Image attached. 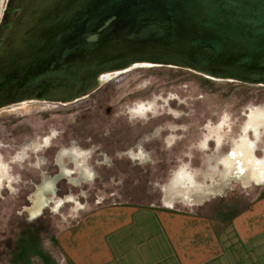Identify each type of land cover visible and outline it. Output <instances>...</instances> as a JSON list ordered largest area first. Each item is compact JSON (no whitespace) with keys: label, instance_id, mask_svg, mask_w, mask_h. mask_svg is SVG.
I'll list each match as a JSON object with an SVG mask.
<instances>
[{"label":"rangeland","instance_id":"obj_1","mask_svg":"<svg viewBox=\"0 0 264 264\" xmlns=\"http://www.w3.org/2000/svg\"><path fill=\"white\" fill-rule=\"evenodd\" d=\"M4 2L0 0V14ZM140 104L146 108L136 113ZM259 106L264 107L263 85L141 64L111 77L92 96L72 104L25 102L0 110L3 161L23 145L29 148L26 144L34 139L55 136L48 147L33 148L23 162L13 163L12 172L19 181L0 189V264H64L57 245L63 228L72 227L82 213L101 204L155 202L159 187L184 163L197 182L229 183L211 193L222 196L211 198L204 212L223 215L224 220L233 216L264 195V184L250 176L257 169L256 159H264V126L258 125L256 135L253 123L246 131L242 129ZM243 140L255 143L246 154L255 163L245 172L229 174L227 162ZM74 147L90 151L86 160L78 159L91 170L90 176L80 183L70 181L79 176L80 169H74L64 155V167L74 171L56 181V194L73 199L63 197L56 211L44 207L40 215L28 218L23 209L29 205L27 198L34 184L40 182L43 172L45 176L58 174L60 168L54 165L57 150ZM131 152H141L142 157H133ZM208 161H213L218 181L210 183ZM217 165L223 168L219 170ZM193 176L179 171L172 181L182 177L189 182ZM171 188V195L178 193ZM75 202L81 203L76 210Z\"/></svg>","mask_w":264,"mask_h":264},{"label":"water","instance_id":"obj_2","mask_svg":"<svg viewBox=\"0 0 264 264\" xmlns=\"http://www.w3.org/2000/svg\"><path fill=\"white\" fill-rule=\"evenodd\" d=\"M140 64L264 86V0H5L0 110L69 104Z\"/></svg>","mask_w":264,"mask_h":264},{"label":"crops","instance_id":"obj_3","mask_svg":"<svg viewBox=\"0 0 264 264\" xmlns=\"http://www.w3.org/2000/svg\"><path fill=\"white\" fill-rule=\"evenodd\" d=\"M207 163L210 183L218 181L213 161ZM186 165L159 187L155 202L101 204L82 213L72 227L63 228L57 245L64 264H264V195L224 220L223 215L204 212L211 198L222 195L197 202L170 194L177 172L193 176ZM56 190L40 195L42 209L51 206L56 211L64 198L73 197L58 196ZM33 196L23 209L30 219L42 211L32 215ZM75 203L76 210L81 205Z\"/></svg>","mask_w":264,"mask_h":264},{"label":"flooded vegetation","instance_id":"obj_4","mask_svg":"<svg viewBox=\"0 0 264 264\" xmlns=\"http://www.w3.org/2000/svg\"><path fill=\"white\" fill-rule=\"evenodd\" d=\"M125 71H127V70H125ZM125 71H122V72H125ZM122 72H119L118 74H120ZM118 74H115V75H118ZM115 75H113L111 77H114ZM98 89H96L93 93L89 94L88 96H86V97H84L82 99H85V98H88V97L92 96ZM82 99H79L77 101H80ZM32 102L38 103V101H32ZM22 103H25V102H22ZM22 103L14 104V105L9 106V107L17 106V105H20ZM28 103H31V102H28ZM41 103H50V102H41ZM54 104H57V103H54ZM69 104H72V103H69ZM59 105H67V104H59ZM9 107H7V108H9ZM137 108H138V110H137ZM137 108H135V112L137 111L136 113L144 111V109L146 107L140 104V105H138ZM247 111H248V109H247ZM247 111L243 114L244 115V119H245V117L247 115ZM242 122L240 123V125L242 124ZM52 137L54 138L55 136L53 135V136L46 137V138H43V139L41 138L40 140L39 139H34L33 141H30L29 143L26 144L27 146H29V148H26V146L23 145L22 149L19 150L18 153H16V152L13 153L10 156V158L7 159L8 161H3V160H1L2 158L0 157V189L2 187H4V188L5 187H11L12 184H16L19 181L18 177H16V175H14L13 172H12L13 171L12 164L13 163L16 164V162H18V161H22L23 162L24 158L28 155V151L33 149V148L36 151H40L43 148L48 147L49 143L51 145ZM31 143H33V144H31ZM217 147H218V145H217ZM0 148H1V146H0ZM228 149H229V145L227 144V148H226L225 151H227ZM88 152H90V151L81 150L80 148H77V147H74V149L73 148L67 149V150L64 149V150H61L59 152L57 150V152H56V156H57L56 160L57 161L54 159V165L59 166L60 171L58 170V174H54L53 175L55 177H53V176H45L44 175L45 172H43L42 173L43 174V176H42L43 180L41 178L39 183L34 184V187H33L34 189H33V191H31L29 193V195L32 196L34 194V196H36V194H38V195L54 194L55 190L57 188L56 187V183H57L56 179L58 180L60 177L64 178L65 175L72 173L74 171L75 167L76 166L79 167V165H80V167H79V169H80L79 176L77 178H74V179L70 178L69 180L72 181V182H76V183H80L81 182L80 181L81 178H84L86 180V178L88 176H90L89 175L90 174V170L88 168H85V164L84 163L81 165L82 162L78 161V159L80 157L81 161L82 160L83 161L86 160V158L88 156ZM57 153H58V155H57ZM132 153L133 152H131V154ZM64 155H66L71 160V162H73L74 169H68L66 167L65 168L63 167L64 164L61 162V158H63ZM135 157H142V153L141 152L135 153ZM77 161H78V163H77ZM4 172H6V173H4ZM50 177H52V178H50ZM82 182H83V180H82ZM3 183H4V186H2ZM11 189H13V188H11ZM13 192H16V190L14 189ZM56 192H58V189L56 190Z\"/></svg>","mask_w":264,"mask_h":264},{"label":"bare ground","instance_id":"obj_5","mask_svg":"<svg viewBox=\"0 0 264 264\" xmlns=\"http://www.w3.org/2000/svg\"><path fill=\"white\" fill-rule=\"evenodd\" d=\"M250 115H249L250 118L248 119V121H246V123L242 127V129H244L246 131L247 127L248 126L251 127V124L253 123V125H256L253 127L255 129L254 135H256V134H258V131H259V130H257V127L264 125V107H261V106L256 107L254 110L251 111ZM242 139H246V138H242ZM219 142H220V140H217V144ZM238 143H239L238 145H240L241 147L235 148L236 150L233 152L232 158L230 159V161L227 162L229 166H227L226 169H227L229 174H236V173L240 172L241 170L245 172L248 168L250 169V167H252L253 163H255L254 161L249 159L247 156L250 152H252V149L255 146V143L253 141H249V143H248V142H245V140H243L242 142H238ZM235 145H237V144H235ZM244 147H247V149H245ZM65 150H67V149H65ZM256 161L258 162L257 169L256 170L254 169L250 176L253 178H256L260 182L261 181L264 182V176H262V174L264 173V159L259 158V159H256ZM4 173H6V172H4ZM56 181H57V179H56ZM187 182L188 181L182 177H177L172 182L171 187H173L174 190H178V193L175 194L174 196L185 198L188 200L192 199V200L197 201V202L202 201L203 199H205L207 197H210L212 192L221 191L223 187H226L227 185H229L228 182L225 185V183H224L225 181L222 184L215 185L214 183H212L213 185L207 184L206 186H202L200 183H196L195 180H192V179H190L188 183ZM73 183H76V182H73ZM42 197L38 194H36V196L34 197L35 199H34V202L31 206L32 215H37L41 211L43 203H42V199H40V198H42Z\"/></svg>","mask_w":264,"mask_h":264}]
</instances>
